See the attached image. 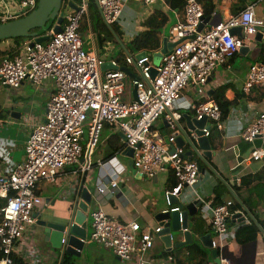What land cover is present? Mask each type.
<instances>
[{
	"label": "built area",
	"instance_id": "1",
	"mask_svg": "<svg viewBox=\"0 0 264 264\" xmlns=\"http://www.w3.org/2000/svg\"><path fill=\"white\" fill-rule=\"evenodd\" d=\"M1 1L16 8V18L28 15L37 7L36 0ZM96 1L102 21L112 26L121 15V1ZM140 1L144 5L165 4V0ZM258 9L256 2L249 3L218 25L199 31L203 7L197 0H186L183 20L169 29L172 43L183 41L163 57L158 67L153 66L147 56L137 60L136 55H126L125 63L133 68L137 77L131 78L135 99L132 97L127 102L121 100L124 82L129 76L119 70L101 72L104 60L83 48L79 28L88 13L87 0H63L60 33L53 32L57 25L54 21L44 33L24 42L14 56L2 58L0 85L18 88L25 80H30L38 89L43 81L51 80L55 88L47 102L44 120L33 126L26 141L24 160L10 173H0V198L6 201L0 210V252L3 255L0 264H12L10 256L20 252L18 246L26 226L36 223L33 214L41 200L35 195V186L43 180L52 181L80 159H83L82 170L87 171L104 126L123 134L124 148L133 149V167L142 179L173 173L176 186L164 193L166 210L181 211L179 205L171 202V197L179 198L183 205L180 197L184 190L190 192L192 201H200L209 208L214 233L211 248L220 254L233 241L231 223L238 220L233 218L236 212L231 202L211 206L212 202L203 200L196 189L201 177L198 162L186 157L181 148H169L175 137L163 138L153 126L163 118L169 129H177L183 119L175 106L181 93L193 86L197 94L205 95L204 87L216 68L264 29V21L256 16ZM234 28L243 29V38L232 35ZM39 37H46V41L35 42ZM111 65L117 67L114 61ZM260 88H264V62L250 65L242 89L249 94ZM191 108L196 120L205 118L210 126L209 130L202 129L203 137L209 138L212 129L224 131L215 100L206 98L204 102L192 104ZM85 132L87 137L83 142ZM239 136L246 143L257 138L264 142V112L258 113ZM190 138L195 140L197 135L192 132ZM263 156L264 150L259 149L250 159L258 161ZM117 188V182L110 180L108 186L96 188L95 193L107 195ZM90 218L88 241L104 246L122 260L130 259L137 252L144 253L152 246L151 232L141 233L137 221L120 224L100 208L91 212ZM162 229L159 226L153 233L159 235ZM61 244H65L64 238ZM32 252L27 255L25 264L39 263ZM216 259L226 262L222 256Z\"/></svg>",
	"mask_w": 264,
	"mask_h": 264
},
{
	"label": "crops",
	"instance_id": "2",
	"mask_svg": "<svg viewBox=\"0 0 264 264\" xmlns=\"http://www.w3.org/2000/svg\"><path fill=\"white\" fill-rule=\"evenodd\" d=\"M94 1L99 14L97 1ZM120 1L122 3L121 15L112 25L118 28L119 35L115 33L113 41L104 43L100 50H96L94 37L88 29L81 36L85 50L93 51L104 62L110 63L112 61L116 63L117 60L123 59L127 54L137 55L131 52L128 43L143 31L142 23L154 11H161L165 14L167 22L161 34L162 37H167L169 43H172L169 37V29L175 23L183 20L184 9H178L176 5L171 6L167 3L144 5L140 0ZM252 2L259 5L256 16L264 21V0H212L215 11L210 17H213L217 12L221 21H224L231 14L237 13L245 5ZM14 14H17L16 8L6 5L4 1L0 0V20L16 19ZM206 27L209 25H205L204 28ZM111 30L114 34L115 29ZM254 38L245 45L254 44L245 55L237 52L224 65L216 68L210 81L204 87L205 95L197 94L195 88L190 86L181 93L175 103L178 112L194 119L191 105L204 102L206 98L213 99L212 96L217 90L223 92L225 100L234 102L229 115L223 120L224 131L219 132L212 129L209 136L211 150L214 152L211 161L199 158L198 156L202 154L199 149H197L198 155L193 153L191 146L186 141V137L190 138L191 132L187 130L184 119L179 121L180 129L177 128L175 131L167 127L163 118L157 120L153 126L163 138L175 137V142L173 145H169V148H181L185 154L192 152V160L198 162L203 169L196 189L201 198L207 202H212L215 189L219 188V184L230 192V195L224 196V201L227 202L231 200V185H239L241 178L246 176L264 175V156L258 161L250 159L254 151L264 150L263 140L257 138L252 143H246L239 136L241 130L246 128L258 113L264 112V99L260 98L264 95V88L253 90L249 94H245L242 89L250 65L262 62L264 42H255ZM12 47L13 44L9 41L0 43V50L2 51ZM16 51L18 49H13L10 56H2L0 62L6 56L10 58L14 56ZM117 67L124 66L117 65ZM128 68L133 70L131 66ZM54 88V83L51 80L43 81L38 89L30 80H25L18 88H7L0 85V94L2 95V97L0 96V173H10L17 164L24 160L26 141L33 126L44 120L46 105ZM102 130V133L99 134L98 144L92 154L91 167L87 171L82 170L83 159H80L78 164L64 169L52 181H40L34 189L35 195L41 200V204L35 209L33 215L43 216L53 212L56 214L55 220L59 223L73 216L72 199L81 182L85 188L93 190L94 195L90 204L87 205L86 213L87 239L79 255L72 256L74 264H264L263 198L255 211V215H252L245 206L243 207L249 214L244 210L236 213L241 214V216L235 224L231 223L233 228L231 232L235 233L239 226L253 222L258 228V236L254 242L246 244H238L233 238V241L217 255L226 259V262L214 260L211 256L213 249L205 246L200 238L190 245L177 249L175 245L183 242L181 233L173 234L171 241L167 235L153 233L160 226L155 219L156 215L167 209L164 193L167 190L168 174H161L150 180L142 179L137 172H132L129 169L128 158L123 154L125 148L121 153L109 158L112 154L109 145L111 138L115 140L113 136L117 135V143L123 144V141L118 135L119 132H115L107 126H104ZM86 137H83V142L86 141ZM177 139L181 141H176ZM110 180L117 182L118 188L116 190L107 195L95 193L96 188L108 186ZM254 186L256 191L252 193L254 195L261 193L264 189L263 182L256 183ZM243 195L248 197L249 193L244 192ZM180 198L183 205L193 202L188 190H184ZM2 200L4 199L0 198V206L3 203ZM97 208L102 209L108 217L120 224L137 221L141 227V233L151 232L152 246L144 253L137 252L130 259L122 260L104 246L89 242L90 214ZM188 230L193 237L209 235L211 241L214 239V233L210 226V210L206 205L202 204L189 217ZM41 231L36 223L27 225L23 239L18 246L20 252L14 254L25 261L27 255L33 251L32 254L39 261L38 264H61L60 251L54 252L48 243L43 242L44 237ZM168 245L171 246V250L167 248Z\"/></svg>",
	"mask_w": 264,
	"mask_h": 264
},
{
	"label": "water",
	"instance_id": "3",
	"mask_svg": "<svg viewBox=\"0 0 264 264\" xmlns=\"http://www.w3.org/2000/svg\"><path fill=\"white\" fill-rule=\"evenodd\" d=\"M71 8H75V6L70 4ZM63 8V0H38L37 7L28 15L8 21L0 23V40H11L21 38L23 42H26L28 39L32 37H36L41 33L31 34L34 30L43 29L49 21L52 23L56 21V26L53 28L54 33L61 32V24L63 22V12H61ZM65 8V7H64ZM221 22V17L216 12L213 17H202L201 24L199 26V31H201L205 25L216 26ZM109 30L111 27L107 25ZM49 29V28H48ZM232 35H235L239 38H243V29L242 28H234L231 30ZM263 33L264 29L260 30L254 38L255 42L263 43ZM81 36V35H80ZM263 39V41H262ZM46 41V37L36 38L35 42L42 43ZM181 41L175 43H169L167 37H163L162 39V47L160 50L152 53L141 52L136 55V59H142L145 56L149 57L152 61L153 66L158 67L161 64V61L164 56H167L172 49L177 46ZM254 44H250L248 46H242L239 49V54L245 55ZM122 71L127 76L132 79H137L136 75L128 68V67H112L110 62H104L101 66V72L105 71ZM152 75L154 72L152 71ZM210 79L208 80V82ZM132 97L135 99V89L132 90ZM183 119L186 122L187 130L189 132H194L197 135V138L191 139L186 137V141L191 146L193 153L197 154V149H199L202 154L198 156L201 159H206L211 161L214 156V152L211 150L209 138L203 137L202 129H210V126L207 124L205 118L201 120H196L195 118H191L189 115H184ZM177 128L180 129V125L178 123ZM120 138L123 140L124 136L122 133H118ZM87 136V132L85 135ZM176 141H181L177 139ZM124 156L128 158V167L132 172H136L133 167V149L125 148ZM186 157L192 159V152H187L185 154ZM200 173L203 172V169L199 166ZM93 190H88L83 186V182H81L74 193V198L72 199L73 204V216L69 219L59 223L55 220V213H46L43 216H34L36 219V225L41 228V233L43 234V242L48 243L50 248L56 252L60 251L61 257L64 254H69L71 256H78L79 252L82 250L84 243L87 239V205L90 204ZM171 202L173 204L179 205L181 208L180 212H170L168 210L162 211L158 213L155 217L156 221L159 223L161 227H163L160 234L167 235L169 240H172L173 234L181 233L183 236V242L178 245H175V248H180L186 245H190L192 242L197 241L200 238V241L211 248V239L209 235H204L202 237H193L191 232L188 230V220L191 215H193L197 208L201 207L202 203L200 201H193L187 205H180V200L177 197H171ZM243 210L249 214L246 209L243 207ZM241 214H236L233 218L239 219ZM181 218V223L179 219ZM65 239V244H61L62 239ZM168 249L171 250V246H167ZM218 253L217 250H212L211 256L216 259ZM217 262V260H216Z\"/></svg>",
	"mask_w": 264,
	"mask_h": 264
},
{
	"label": "trees",
	"instance_id": "4",
	"mask_svg": "<svg viewBox=\"0 0 264 264\" xmlns=\"http://www.w3.org/2000/svg\"><path fill=\"white\" fill-rule=\"evenodd\" d=\"M38 2V0H36ZM203 6V16L210 17L214 11L215 6L212 4V0H197ZM186 0H165L167 5H176L178 9H184ZM100 14H98L96 10V4L94 0L88 1V15L81 20L79 33L81 36L85 34V32L89 29L91 34L93 35L94 43L96 50H100L104 43L110 42L114 40L115 33L119 35L118 28L114 27L115 32L114 34L109 30L107 25L102 21ZM18 19V18H16ZM15 19L7 20L12 21ZM2 21L0 20V23ZM167 18L165 14L161 11H154L141 25L143 31L136 35L129 43L128 47L134 54H139L141 52L152 53L156 52L161 49L162 47V29L166 25ZM52 24V21L41 30H34L31 34L35 33H44ZM9 41L13 44V47L8 50H0V58L4 55L10 56L13 52L12 50L19 49V46L23 43L21 38L11 39V40H0V43ZM122 61V62H121ZM261 61L264 62V53L261 57ZM116 65L126 66L128 65L125 63V57L120 58L117 60ZM213 99L218 103L219 109L221 111V119L225 120L229 115L230 108L233 105V101L225 100L224 94L221 90H217L215 94L212 96ZM264 99V95L260 97ZM111 138L109 145L112 150V154H110L109 158L112 155L117 153H121L124 149V144L117 143V135ZM264 183V175L255 174L254 176H246L241 178V182L239 185H231V208L236 213L243 212V206L252 214L255 215V211L261 203V199L264 195V189L261 193L252 194L255 191V184L256 183ZM176 186V179L174 178L173 173L170 171L168 172L167 176V190H172ZM244 192L249 193L248 197H245L243 194ZM230 195L222 185L219 184V188L215 189L214 197L212 199V206L222 205L225 203L224 196ZM3 203L0 206V210L5 206L6 201L2 200ZM1 219V214H0ZM258 236V228L253 223L250 222L246 225L239 226L235 233H234V241L238 244H246L250 242H254ZM2 253L0 252V258H2ZM12 264H24V261L18 257L16 254H12L10 256ZM61 264H74L73 258L69 254H64L62 257Z\"/></svg>",
	"mask_w": 264,
	"mask_h": 264
},
{
	"label": "rangeland",
	"instance_id": "5",
	"mask_svg": "<svg viewBox=\"0 0 264 264\" xmlns=\"http://www.w3.org/2000/svg\"><path fill=\"white\" fill-rule=\"evenodd\" d=\"M111 29H114L113 26H111ZM125 92H124V96L122 97V102H127L129 100L132 99V90H133V85H132V81L131 78L126 77L125 79ZM0 96L2 97V95L0 94ZM103 131V130H102ZM102 133V132H101ZM100 138V136H99ZM99 141V140H98ZM91 221V219H90Z\"/></svg>",
	"mask_w": 264,
	"mask_h": 264
}]
</instances>
